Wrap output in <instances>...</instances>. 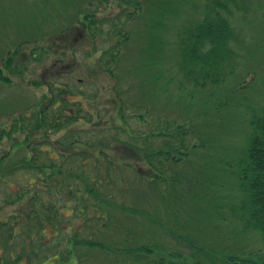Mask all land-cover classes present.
Returning <instances> with one entry per match:
<instances>
[{"label":"rangeland","instance_id":"374dc122","mask_svg":"<svg viewBox=\"0 0 264 264\" xmlns=\"http://www.w3.org/2000/svg\"><path fill=\"white\" fill-rule=\"evenodd\" d=\"M86 2L89 3V0ZM159 2L162 3L156 7V3ZM180 4L186 9L181 11L179 14L181 17L174 21L173 12L168 11V8L165 9L164 6L177 10L179 8L177 0H148L141 9L134 7L135 15L123 11L122 16L117 15L115 9L108 8L105 1L95 10L100 12L96 38L91 33L88 35L85 32L86 35H82L73 31V26H77L76 24L72 26L76 13L72 17H65L71 13L69 9L74 8L71 7L69 0H59L58 3L56 0H0V60L12 56L9 54H13L18 45L24 41L38 42L39 47L42 48V51H35V48L25 46L24 50H19L17 57L12 56L11 69L8 70L12 71L8 72L12 82L11 79H0V144L3 146L1 149H4L0 150V157L7 155V151L11 152L8 155L16 160L20 158L19 156L27 154V151L24 153L25 149L17 150L20 149V146L15 144L16 140L20 139L18 137L11 151L8 150L9 145L14 141L8 139L4 128L13 125L16 117L27 115L28 109L35 110L41 104L42 106L47 104L52 108L56 99L62 98L74 102L67 107L70 109L88 107V102L95 99L94 104L108 106L113 98L111 89H116L122 99V108L127 114L126 122L131 125L130 131L135 130L131 122L135 127L143 128L139 132L144 129L149 130L151 123L157 127L165 121L173 122L175 125L186 122L196 132L193 137L196 144L201 145L202 141H206L205 151L189 157L188 164L185 161L179 164V168H184L186 171L173 173L170 176L169 181L173 178L176 180L173 187L178 184L183 190L168 188L166 199L161 197L162 189H158V195L151 183L134 177V174L124 172V175H121L119 169L111 170L112 173H108L112 178L109 186L114 196L109 198L107 194L111 193L104 192L103 198H107L109 202L103 203L100 199L103 203L101 204L96 199V190H93L97 202L88 201L83 212H79L76 198L73 214L68 221H63L64 215L58 218L52 217L53 231L50 229L45 235L41 232L38 240L42 243L48 242L49 248L44 249L46 253L42 248L38 251L34 264H62L61 261L51 262L46 256L52 255L56 244L53 236L57 233L63 234V229L75 231L74 234L87 237V243L93 244L88 250L83 246L75 249V252L72 251L64 264H133L134 254L128 252L144 246H152L155 249L156 254L150 258L162 253L166 264H223V259L227 260L228 256L220 258L217 255L219 252L264 249L263 236L244 230L232 212L233 205L238 204L242 199L239 190L235 187L237 183L235 163L242 155L243 149L247 147L248 137L252 132L246 106L259 107L261 105L259 95H264V57L257 58L254 55L251 58L255 59L247 61L245 56L247 51L258 48L257 44H253L255 41L252 39L249 23L258 25V21L263 18L264 0L254 3L260 6V9H252L247 14L234 9L230 18L241 35V45L248 47L239 61L238 79L233 77L228 84L206 89L195 88L186 81L182 83L183 77L176 64H173L180 35L189 24L204 17L202 0H190L186 3L180 1ZM128 6L130 7L127 11H133V5ZM56 10H59V16L49 14ZM69 25L70 30L65 32L64 27L67 28ZM29 27L37 32L27 31ZM120 31H124L122 33L125 41L121 60L112 77L100 70L98 62L105 52L104 49L114 42L116 33ZM41 35H45V39L40 40ZM66 47L70 50L64 52L63 49ZM34 51L35 55L32 54ZM147 58L151 65L156 64L159 69L148 67L145 63ZM5 62L0 61V67H5ZM246 71L253 79H257L256 85L243 94L237 92L230 94V100L233 97L232 104L223 112L214 113L213 108L218 97H224L223 95L236 88L240 78L244 81ZM156 73H159L161 81L157 80ZM151 75L154 78L148 84L145 81ZM164 82L169 85L164 86ZM56 86H62L63 89ZM52 91L55 93L53 99H47L45 95L51 94ZM187 93L192 94L194 98L189 99ZM98 95L101 97L97 98ZM58 104V108L63 107V103ZM66 109V113H70ZM92 112L94 118H99L100 111L93 109ZM109 112L110 116H115V112ZM115 117L120 115L116 114ZM145 118L149 119V122H146ZM63 134L62 131L58 136ZM53 138H57V134ZM157 145L160 143L157 142ZM129 150L123 149L120 156L126 159L127 156L137 154V151L131 149L130 153ZM137 157L141 158L142 153ZM198 178L205 179L197 181ZM183 184L188 187L204 185L208 188V193H205L206 197L203 198L194 197L191 190L189 198L186 200L182 198L184 201L180 207L173 200V195L181 191L187 192ZM220 184L224 185L222 188L225 189V193L219 189ZM117 186H121L118 192L115 190ZM17 189L19 184L11 181L7 185L0 180V235L2 236L9 237L7 232L9 235L12 232L20 235L17 227L21 229L22 224H27V220H23V214L21 217L19 206L5 202ZM125 189L126 192L123 193ZM219 193L225 199V205L221 208L217 205L218 198L215 200L209 198L211 202L204 203L208 197ZM66 210L63 204L59 205V211L66 214ZM171 210L180 218L172 215ZM99 211H101L100 215L96 217ZM67 213L70 214V211ZM17 214H20L19 218ZM82 217V220L90 217L92 219L83 223L85 230L80 232L78 229L81 227L80 222L83 221L78 219ZM68 223L74 228L69 227ZM40 229L44 231L43 227ZM103 244L116 246L120 250H116L115 253L111 250L114 254L112 257L113 254L105 250L102 252L101 247L98 246ZM33 251L29 249L30 253ZM11 252H14V248L4 249L0 242V264H16L14 263L16 254L10 258L11 254H14ZM116 257L119 258L117 263Z\"/></svg>","mask_w":264,"mask_h":264},{"label":"trees","instance_id":"16d2710c","mask_svg":"<svg viewBox=\"0 0 264 264\" xmlns=\"http://www.w3.org/2000/svg\"><path fill=\"white\" fill-rule=\"evenodd\" d=\"M56 1L58 3L59 0ZM105 1L108 4V8L115 9L116 14L120 16H122L123 11H126V14L134 13L135 15L134 7L141 9L148 2V0H129V2L127 0H115L114 2L113 0H89V3H87L86 0H69L71 7L74 8H70L69 11L71 10V13L65 15V17H72L76 13L72 26L75 24L77 26H73V31L82 35H86L85 32L88 35L91 33L97 38L96 27L99 26V21L97 20L100 17L98 14L100 12L95 10L97 6L101 7ZM177 1L179 2L177 10L170 6H164L165 9L168 8V11L173 12V17H171L174 21H177L181 17L179 16L181 11L186 9L180 4V1L190 2V0ZM202 1L204 2V17L189 24L185 28L184 33L180 35L179 47L177 48V54L173 58V64H176L179 73L183 77L182 83L185 81L187 83L190 82L191 85L198 89L217 88L223 84H228V82L230 83L233 77L236 80L238 79L239 61L244 56L243 52L248 49V47L241 45V35L230 20L234 9L247 14L252 9H260L261 7L254 4L258 3L259 0ZM161 3H156V7ZM128 5H133V11H127L128 7H130ZM91 8L94 10H91ZM49 14L59 16V10ZM262 17L258 21V25L253 22L249 23L250 32L253 35L252 39L255 41L253 44H257L258 48L247 51L245 54L247 61L255 59L251 58L254 55L257 58L264 57V13ZM45 18L46 16L43 17V20ZM70 28V25L67 28L64 27L65 32L69 31ZM26 30H31L33 33L36 31L31 27ZM122 32L124 33V31ZM122 32L116 33L114 42L104 49L105 52L98 62L100 70L112 77L116 73V66H118L122 56V46L125 41V36H123ZM44 36L41 35L40 40L45 39ZM25 46H30L31 49L35 48V51H42L38 42L24 41L18 45L17 50L14 52L15 54L9 55L17 57L19 50H24ZM66 50H70L69 47L63 49L64 52ZM35 51L32 54L35 55ZM12 56L1 58L0 61L6 62L5 67H0V79H11L8 77V72L11 73L12 71L8 70L11 67ZM96 56L97 54H95ZM145 63L148 67L152 66L159 69L156 64L151 65L148 58ZM246 74L243 77L245 78L244 81H241L242 79L240 78L236 88L230 93L223 95L224 97H218L216 103L213 102L215 103L214 113H221L232 104L233 97L230 100V94H235V92L243 94V92L256 85L257 79H253L247 71ZM155 75H157V80L161 81L159 73ZM152 78H154L153 75L148 76V80L145 82L149 84L152 82ZM136 80L139 81V79ZM163 85L167 86L169 83L164 82ZM48 87L51 88L50 86ZM56 87L63 89L62 86ZM111 90L113 91L111 95L113 98H111L112 101L108 106L106 104H102V106L94 104L95 99L88 102V107L82 106L76 110L75 108H67L74 102L64 98L56 99L52 108H49L47 104L44 106L41 104L35 110L28 109L29 113L27 115L16 117L13 125L5 126L6 136H8L9 140L14 141L9 145L10 147L7 146V148L9 147L8 150L16 144V146H20V149L17 150L25 149L24 153L27 151V154L19 156L20 158L17 160L10 157L8 154L11 152L8 153V151L7 155L0 157V163H3L0 165V180L7 185L11 181L19 184V189L13 191L9 196L10 199L8 197L5 202L9 205L19 206L20 213L22 212L21 217L23 214V220H27V224H22L21 229L19 226L17 227L20 235L17 232H12L10 235L7 232L10 238L0 235L2 248H14V252H11L14 254L10 256V258H13V255L16 254L17 258L14 263L30 264V262H33L34 264L38 257L37 253L41 248L46 253L44 249L49 248L47 246L48 242H38L40 239L39 234L42 232L45 235L46 231L50 229L53 231L52 217L58 218L64 215L63 221H68L73 214V204L76 198L80 213L86 209L88 201L96 203L97 200L100 201L101 199L103 203L109 202L107 198H103V194L104 192H110V195L107 194L109 198L114 196L112 188L109 186L112 178L108 176V173H112L111 170L119 169L121 175H124V172H128L130 175L134 174V177L151 183L158 195V189H162L163 195L161 197L164 198L168 188L169 190H183L178 184L173 187L176 181L174 178L169 181L173 173L177 174L186 171L184 168L180 169L179 164L183 161L187 163L189 157L191 158L200 151H205L204 144L206 141H202L201 145L196 144L193 141L196 132L186 122L175 125L173 122L165 121L157 127L151 123L149 124V130L144 129L141 132L139 130L143 128H137L131 122L135 130L130 131L131 125L126 122L125 116L127 114H125V109L122 108V99L115 91L116 89ZM53 94L55 93L52 91L51 94L47 93L45 96L47 99L52 100ZM187 95L189 99L194 98L192 94L187 93ZM100 97L101 95H98L97 98ZM209 99L207 98V100ZM258 99L261 100L259 107L246 106L249 112L248 117L252 132L248 137L247 147L243 149L242 155L235 163L237 167V183H235V187L236 190H239L242 199L238 204L233 205L232 212L236 220L242 224L244 230L261 234L264 238V95H259ZM60 102L63 103L62 109L58 108V103ZM243 105H245V102ZM65 109L70 113H66ZM93 109L100 111L99 118H94L93 114L95 111L92 112ZM109 111L115 112V116L117 114L120 117L110 116ZM106 114L108 117H106ZM104 117L105 120H103ZM145 121L149 122V119L145 118ZM146 125L148 126V124ZM62 131L64 134L58 136ZM56 134L57 138H53ZM17 137L20 139L16 140ZM15 140L17 141L16 143ZM157 142L160 145H157ZM1 148L3 146L0 144V150H4ZM123 149H130L128 152L135 150L137 154L127 156L124 159V157L120 156ZM141 153L142 157H137ZM91 165H93V170H91ZM203 179L205 178H198L197 181ZM220 185L218 186L219 189L225 193V189L222 188L224 185ZM183 186L187 192L181 191V193L173 195V200L180 207H182L184 201L182 198H185V200L189 198L188 195L191 190L194 197L203 198L206 197L205 193H208V188L204 185L188 187L183 184ZM120 187H115V190L118 192ZM93 190H96L97 200L93 196ZM125 192L126 189L123 193ZM209 198L212 200L218 198L219 202L217 205L219 208L225 205V199L220 193L219 195L208 197L204 203L211 202ZM102 202L101 204H103ZM61 204L67 209L66 214L59 211V205ZM81 205L84 206L81 207ZM67 211H70V214ZM100 212H98L96 217L100 215ZM171 214L180 218L172 210ZM16 216L19 218L20 214ZM82 219L83 217L78 219L83 221L80 222L81 227L78 229L80 232L85 230V228L83 230V223L91 220L92 217L85 220ZM69 224V227L74 228L73 225ZM42 227L44 231L40 229ZM74 233L75 231L63 229V234L57 233V235H54L53 239L56 240V244L52 255L47 254L46 259L51 260V262L61 261L64 264L68 261L67 259L71 256L72 251L75 252V249L86 246L88 250L89 246L93 245L87 243V237L83 238V236ZM43 245H45L44 248ZM98 246L101 247L102 252L105 250L110 254L120 250L118 247L109 244ZM29 249L31 251L34 250L33 253H30ZM118 253L121 252L118 251ZM129 253L134 254L133 264H166L162 253L150 258L156 254L152 246L140 247L129 251ZM217 255L220 258L228 256L227 260L223 259V264H264V249L254 251L240 250L232 253L219 252ZM111 256L114 257V254ZM115 259H117L115 260L117 263L119 258L116 257Z\"/></svg>","mask_w":264,"mask_h":264}]
</instances>
